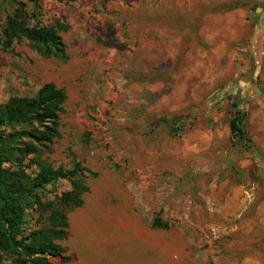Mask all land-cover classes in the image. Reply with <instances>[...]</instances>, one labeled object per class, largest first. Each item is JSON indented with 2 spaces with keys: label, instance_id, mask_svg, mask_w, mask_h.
<instances>
[{
  "label": "rangeland",
  "instance_id": "374dc122",
  "mask_svg": "<svg viewBox=\"0 0 264 264\" xmlns=\"http://www.w3.org/2000/svg\"><path fill=\"white\" fill-rule=\"evenodd\" d=\"M18 2L0 0V106L64 90L61 137L39 161L95 174L59 242L69 264H264V0ZM10 16L57 30L68 60L26 39L5 51ZM234 102L254 149L231 141ZM70 191L59 178L43 199ZM44 218L29 212L27 232Z\"/></svg>",
  "mask_w": 264,
  "mask_h": 264
},
{
  "label": "trees",
  "instance_id": "16d2710c",
  "mask_svg": "<svg viewBox=\"0 0 264 264\" xmlns=\"http://www.w3.org/2000/svg\"><path fill=\"white\" fill-rule=\"evenodd\" d=\"M2 1L21 4L18 0ZM33 1L40 9L38 0ZM5 24L1 45L8 53L15 42L26 39L43 58L68 60L66 47L54 28L39 22L30 26L17 16L8 17ZM66 100L65 91L50 83L41 87L33 98L14 97L0 106V256L14 257L20 264H55L49 257H62L61 264H69L70 258L65 256L59 242L67 237L68 213L84 205L82 196L89 192L84 178L87 174L95 175L80 164L65 172L39 161L40 155L61 137L60 115ZM246 119L247 114L234 102L231 141L248 144L246 147L252 149V140L245 129ZM173 131L175 136L181 135V130L175 128ZM27 161L39 167L34 176L27 173ZM59 178L69 179L72 191L45 202L46 187ZM29 212L45 215L46 223L27 232L32 221L28 220ZM152 226L163 230L171 228L159 216Z\"/></svg>",
  "mask_w": 264,
  "mask_h": 264
},
{
  "label": "crops",
  "instance_id": "0c3cea01",
  "mask_svg": "<svg viewBox=\"0 0 264 264\" xmlns=\"http://www.w3.org/2000/svg\"><path fill=\"white\" fill-rule=\"evenodd\" d=\"M259 19V18H258ZM238 107H239V105H238ZM240 110V109H239ZM242 111V110H241ZM247 114V113H246ZM248 116H249V114H247V119H246V123H245V129L247 128V120H248ZM246 131H247V129H246ZM247 134H248V132H247ZM250 138V137H249ZM251 139V138H250ZM252 140V139H251ZM255 145V143H254V140H252V148H253V146ZM254 149V148H253ZM235 195L237 194V199L238 200H240L241 198H242V194H244L243 193V190H242V188L241 189H238L237 191H235V193H234ZM235 199V198H234ZM248 202V198L247 197H244V199H242L240 202L239 201H233L232 203L230 202V204H229V208H232V205L233 206H236V205H238L239 206V209H243L245 206H246V203ZM263 207H264V200H263ZM229 208H227V209H229ZM176 231H178V232H180V230H176Z\"/></svg>",
  "mask_w": 264,
  "mask_h": 264
}]
</instances>
